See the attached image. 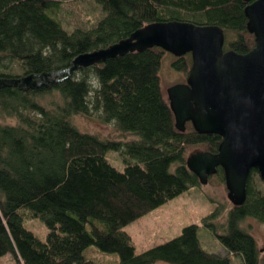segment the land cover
<instances>
[{
    "label": "trees",
    "instance_id": "16d2710c",
    "mask_svg": "<svg viewBox=\"0 0 264 264\" xmlns=\"http://www.w3.org/2000/svg\"><path fill=\"white\" fill-rule=\"evenodd\" d=\"M85 1H93L100 16L87 26L64 22V5ZM246 6L242 0H0V79L58 74L27 91L0 88V264L5 256L16 264H94L84 257L90 246L115 254L118 264H231L234 258L264 264L246 224L264 225V184L255 171L241 206L218 205L202 219L225 255L203 249L198 224L140 252L123 231L199 188L186 159L194 148L215 154L222 140L196 133L189 123L183 133L175 129L160 77L166 52L153 47L67 73L76 56L157 22L217 26L224 50L246 54L254 47ZM190 65V54L170 64L184 77ZM75 116H95L135 139L81 132ZM109 152L122 158L123 171L107 161ZM212 177L224 185L220 168ZM34 219L47 229L44 242L23 225Z\"/></svg>",
    "mask_w": 264,
    "mask_h": 264
},
{
    "label": "water",
    "instance_id": "95a60500",
    "mask_svg": "<svg viewBox=\"0 0 264 264\" xmlns=\"http://www.w3.org/2000/svg\"><path fill=\"white\" fill-rule=\"evenodd\" d=\"M247 3L244 16L254 47L246 54L224 50V33L217 26L170 21L149 24L104 49L76 56L68 75L107 59L153 47L178 58L190 54L191 65L182 83L166 89L175 129L186 124L198 134H215L221 142L215 154L196 151L187 169L200 185L222 170L227 199L241 206L253 171L264 183V0ZM58 74L0 79V88L27 91L54 81Z\"/></svg>",
    "mask_w": 264,
    "mask_h": 264
},
{
    "label": "rangeland",
    "instance_id": "374dc122",
    "mask_svg": "<svg viewBox=\"0 0 264 264\" xmlns=\"http://www.w3.org/2000/svg\"><path fill=\"white\" fill-rule=\"evenodd\" d=\"M61 13L64 22H69L72 25L87 26L100 16V8L93 1H85L77 5L65 4ZM173 59L174 57L167 53L160 72L161 83L165 92L168 87L184 82L185 78L171 68L170 64ZM72 121L79 131L96 135L102 139L124 142L135 139L131 135L120 133L112 124H100L95 116L90 118L75 116ZM200 150L201 148H194L189 155ZM106 159L114 168L123 171L124 164L117 153H107ZM218 205L228 209L231 203L227 199L225 186L221 184L218 178L212 177L207 184L199 185V188L190 189L151 211L139 221L125 226L123 231L131 237L135 251L140 252L178 236L185 226L198 224L201 226L198 231V237L203 249L216 255H225V249L214 239L208 228L202 227V219ZM224 215L225 211L214 224L219 227L220 223L224 221ZM246 224L250 227V232L256 240L258 249L263 253L264 225L251 219H247ZM23 225L40 241L44 242L46 240L47 229L40 220H24ZM84 257L94 264H118V258L115 254L102 253L95 246L87 248L84 251ZM1 263L16 264L13 260H9L8 256L4 257ZM155 264L166 263L157 262ZM231 264H240V259L234 258Z\"/></svg>",
    "mask_w": 264,
    "mask_h": 264
},
{
    "label": "crops",
    "instance_id": "0c3cea01",
    "mask_svg": "<svg viewBox=\"0 0 264 264\" xmlns=\"http://www.w3.org/2000/svg\"><path fill=\"white\" fill-rule=\"evenodd\" d=\"M5 257H6V256H5ZM3 258H4V257H3ZM3 258H2V259H3ZM8 258H9V260H12L9 256H8ZM2 259H1V260H2Z\"/></svg>",
    "mask_w": 264,
    "mask_h": 264
}]
</instances>
